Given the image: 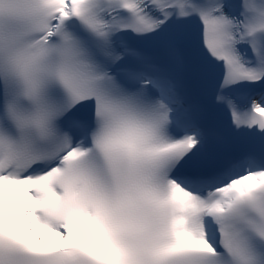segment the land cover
<instances>
[{
    "label": "snow or ice",
    "instance_id": "obj_1",
    "mask_svg": "<svg viewBox=\"0 0 264 264\" xmlns=\"http://www.w3.org/2000/svg\"><path fill=\"white\" fill-rule=\"evenodd\" d=\"M0 264H264V0H0Z\"/></svg>",
    "mask_w": 264,
    "mask_h": 264
}]
</instances>
